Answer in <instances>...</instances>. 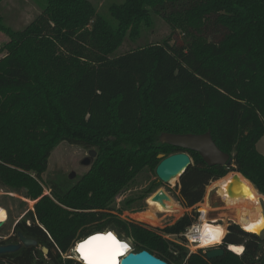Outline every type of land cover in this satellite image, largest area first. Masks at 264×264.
<instances>
[{
	"label": "trees",
	"instance_id": "obj_1",
	"mask_svg": "<svg viewBox=\"0 0 264 264\" xmlns=\"http://www.w3.org/2000/svg\"><path fill=\"white\" fill-rule=\"evenodd\" d=\"M41 1L42 12L23 29L0 17L10 38L0 59V187L37 200L15 232L38 241L0 254V263L83 264L65 253L110 227L132 238L134 250L170 264H264V237L237 223L225 242L245 240L244 252L208 258L184 245L198 220L189 214L161 229L171 239L121 217L134 197L119 214L111 211L140 173L157 176L159 154L177 152L193 160L178 185L184 207L201 202L207 185L229 172L241 173L264 195V153L257 148L264 137V0H124L110 6L116 26L91 0ZM155 15L184 41L171 44L169 37L113 56L127 38L152 29ZM208 131L232 165H208L198 151L161 141L164 133ZM62 142L93 149L96 158L73 182H44ZM160 184L158 178L139 198ZM169 205V199L157 203L163 210Z\"/></svg>",
	"mask_w": 264,
	"mask_h": 264
},
{
	"label": "rangeland",
	"instance_id": "obj_2",
	"mask_svg": "<svg viewBox=\"0 0 264 264\" xmlns=\"http://www.w3.org/2000/svg\"><path fill=\"white\" fill-rule=\"evenodd\" d=\"M98 8V12L111 22L112 25H117V20L112 16L110 12V6L113 3H121L124 0H91ZM43 10V3L41 0H2L0 2V17L2 23L5 25L19 30L25 28L30 22H32L37 15H39ZM171 37V44L178 43L179 41H184V35L181 32L174 33L168 22L160 15H155L154 26L152 29L143 28V32L140 38L137 40H132L127 38L124 43L115 51L113 56H119L133 49H137L141 46L150 43H164V41ZM10 40L9 35L0 29V59L5 55L6 50L3 48L4 44ZM257 148L261 153H264V137L258 142ZM97 155V152H96ZM96 155L93 157V164ZM90 156L88 149L73 145L68 142L60 143L52 152L49 158L48 170L43 175V181L47 182L50 180L64 181L65 183L73 182L78 178L82 177L92 165H83L81 161L86 157ZM158 179V176L151 170H144L140 173L134 182L116 198L114 209L111 210L114 213L119 214V209L125 208L127 206L126 201L132 197L136 200L132 203L130 208L123 209L120 214L122 218L137 221L151 229L157 230L160 234L167 238H175L172 235L164 233L161 229L173 224L177 219L185 214H189L192 217L198 219L200 222V209L202 204L206 200V196L209 193V186L212 185L210 182L206 187V192L204 199L192 207H184L180 201V178L174 183H164L160 184L157 189L152 191L145 199L141 200L140 195L145 193V191L153 185V183ZM241 182L235 185V195L242 200L243 198H248L247 196H242L237 192ZM45 193H51L49 188H46ZM169 199V207L165 210L157 206L158 201ZM208 199L213 206L214 210L210 212L211 217H218L224 211V202L221 197L217 194L216 190H212ZM31 200V201H30ZM37 200H32L26 198L24 195L11 192L6 187H0V206L4 207L8 212V219L5 221L3 227L0 228V236L9 237L15 228V224L21 217H23L29 210H32L35 206ZM172 203L174 205H172ZM262 210L264 212V199L261 200ZM205 205V204H204ZM219 208V209H218ZM227 221L219 220L221 224L227 226L229 232V226L232 223H237L236 221L226 218ZM229 220V221H228ZM232 221V222H231ZM197 222V220H196ZM31 223V220H27V224ZM238 224V223H237ZM240 225V224H239ZM241 226V225H240ZM242 227V226H241ZM93 231V229H90ZM112 230L110 227L105 228L104 231ZM264 230V229H263ZM114 231V230H113ZM117 233L116 231H114ZM227 232V234H228ZM118 234V233H117ZM264 237V231L260 235ZM121 238L128 242L134 250V241L132 238L122 235ZM80 241V239H79ZM77 244V243H76ZM244 246L245 240L241 243ZM191 252H197L202 250L207 252L209 249L216 247H204L198 249H192L193 243L187 239V243L184 244ZM75 245L68 253H65V257H72L77 260V255L75 253ZM234 252V251H233ZM236 253V252H235ZM48 259V256H45ZM82 261V260H81ZM83 262H85L83 260Z\"/></svg>",
	"mask_w": 264,
	"mask_h": 264
},
{
	"label": "water",
	"instance_id": "obj_3",
	"mask_svg": "<svg viewBox=\"0 0 264 264\" xmlns=\"http://www.w3.org/2000/svg\"><path fill=\"white\" fill-rule=\"evenodd\" d=\"M161 141L173 144L175 146H179L184 149L196 150L202 155L204 161L208 165H211V166L213 165H232L233 163V158L231 157V155L229 153L222 151L218 147L210 131L206 133H201V134L164 133L161 136ZM95 155H96V151L93 149L90 150V156L94 157ZM159 158L162 160L160 161V163L158 164L156 168V173H157L158 178L164 183L171 182V180L175 177L180 178L184 174L186 169L193 163L191 155L187 152H177V153H173L166 157L164 154H159ZM83 164L90 165L91 160H89L88 158L83 161ZM237 180H239V176L235 175L233 177V181H237ZM232 184L233 182H230L227 188L228 194L230 196L234 195L232 191V186H233ZM37 222L39 223V221ZM4 224H5V221H0V228L3 227ZM243 229L247 232H251L258 236H260L262 232L264 231L262 230L261 232H252V231L246 230L245 228ZM105 233L106 231H98V232L91 233L90 235L86 237H89L94 234L106 235ZM18 236L20 240L18 243L0 244V254L15 252L19 250L22 246L30 247V246H37L38 244V241L36 239L24 235L21 231L18 232ZM83 239H81L79 242H81ZM76 245L78 246V242ZM231 245L232 244L226 243L225 238H224L222 244H219L216 247L211 248L206 252L208 258H213V257L223 255L226 250L232 251ZM43 252L45 255H47L48 249L46 247H43ZM79 261L83 263L81 260ZM120 264H170V263L156 256L149 250L143 249L139 251L131 250L127 252L125 255L121 256Z\"/></svg>",
	"mask_w": 264,
	"mask_h": 264
},
{
	"label": "bare ground",
	"instance_id": "obj_4",
	"mask_svg": "<svg viewBox=\"0 0 264 264\" xmlns=\"http://www.w3.org/2000/svg\"><path fill=\"white\" fill-rule=\"evenodd\" d=\"M235 175L239 176V180L233 181V177ZM178 177H175L171 180V183L177 181ZM230 182H233L232 191L233 196L228 194L227 188ZM241 182V186H239V190L237 192L242 196H247L251 199L243 198L240 200L235 195V185ZM216 190L219 197L222 198L224 202V212L218 217H211L210 212L214 210L211 205L208 195L212 190ZM209 193L206 196L205 202L202 204L200 212V225H199V236L196 241L197 244H193L192 249L198 248H206L215 245H219L223 243L224 238L227 235L228 229L227 226L221 224L219 220L227 221L226 218L232 219L240 224L243 228L250 231V228H254L252 232H261L264 229V212L262 210L261 200L264 199V195H262L257 188L244 177L241 173L229 172L226 176H224L220 181L212 182V185L209 186ZM31 201V200H30ZM205 204V205H204ZM219 209V208H218ZM8 219L7 210L0 206V221H6ZM229 221V220H228ZM232 222V221H231ZM108 232V231H106ZM126 245L125 243H121ZM77 246L74 248L76 251ZM234 249H242V251H235ZM245 246L243 244H232L231 250L242 254L244 252ZM131 251L129 247H126L122 250L123 255L127 252ZM77 258L82 260L80 254L76 251ZM118 264H120V258L117 257Z\"/></svg>",
	"mask_w": 264,
	"mask_h": 264
},
{
	"label": "snow or ice",
	"instance_id": "obj_5",
	"mask_svg": "<svg viewBox=\"0 0 264 264\" xmlns=\"http://www.w3.org/2000/svg\"><path fill=\"white\" fill-rule=\"evenodd\" d=\"M264 223V221H261ZM250 231L255 230L250 228ZM126 245L121 244L111 233L92 236L81 242L76 251L85 264H118L117 257L121 255ZM242 251V249H234Z\"/></svg>",
	"mask_w": 264,
	"mask_h": 264
},
{
	"label": "built area",
	"instance_id": "obj_6",
	"mask_svg": "<svg viewBox=\"0 0 264 264\" xmlns=\"http://www.w3.org/2000/svg\"><path fill=\"white\" fill-rule=\"evenodd\" d=\"M49 194V193H48ZM201 214V213H200ZM201 217V216H200ZM199 225L200 222H194L185 232L184 236L186 239H188L191 243L193 244H197L198 242L196 241V239H198L199 236ZM238 254V253H237ZM241 255V254H240Z\"/></svg>",
	"mask_w": 264,
	"mask_h": 264
},
{
	"label": "flooded vegetation",
	"instance_id": "obj_7",
	"mask_svg": "<svg viewBox=\"0 0 264 264\" xmlns=\"http://www.w3.org/2000/svg\"><path fill=\"white\" fill-rule=\"evenodd\" d=\"M90 152V151H89ZM89 158V160H91V163H92V161H93V157H91V156H89V157H86L85 159H83L82 161H81V163L83 164V161L84 160H86V159H88ZM84 165V164H83ZM90 165H92V164H90ZM87 166H89V165H87ZM29 224H31V223H29ZM13 232H15V228H14V230H13ZM19 232V231H18ZM18 232L16 233H12L9 237H3V236H0V244H4V243H2L4 240H9V239H11L12 237H14L15 235H18ZM94 232V231H93ZM93 232H91V233H93ZM20 240H19V236H18V239H17V242H8V243H5V244H9V243H18ZM3 254V253H2ZM47 256V255H46ZM1 264V263H0Z\"/></svg>",
	"mask_w": 264,
	"mask_h": 264
}]
</instances>
